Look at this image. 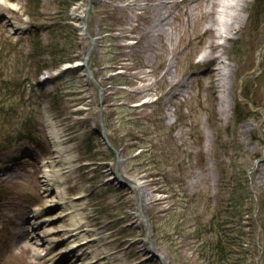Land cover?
<instances>
[{
	"label": "rangeland",
	"instance_id": "obj_1",
	"mask_svg": "<svg viewBox=\"0 0 264 264\" xmlns=\"http://www.w3.org/2000/svg\"><path fill=\"white\" fill-rule=\"evenodd\" d=\"M2 1L0 167L15 158L17 170L0 174V264H44L11 243L15 218L56 194L43 185L56 155L46 115L75 156L63 188L85 203L100 264H264V0H237L227 38L206 15L220 11L213 0ZM208 41L230 73L215 94L217 56L200 62ZM102 121L107 139L95 132ZM116 169L136 187L111 179ZM52 208L33 233L69 222ZM28 221L30 236L40 219ZM52 239L60 259L66 237Z\"/></svg>",
	"mask_w": 264,
	"mask_h": 264
},
{
	"label": "bare ground",
	"instance_id": "obj_2",
	"mask_svg": "<svg viewBox=\"0 0 264 264\" xmlns=\"http://www.w3.org/2000/svg\"><path fill=\"white\" fill-rule=\"evenodd\" d=\"M213 6H217L220 8V11H216L215 14H217L216 17H214V12L212 10L206 11V15H208L211 18V23L212 25H220V21L222 22L223 19L230 18L231 17V9H233L235 6L238 7L240 4L237 2V0H213L212 2ZM0 6L8 7L6 3H4L2 0H0ZM213 15V17H212ZM208 27L211 28L210 25ZM226 28H229L227 26ZM228 31V30H227ZM220 37L223 36L222 33L219 34ZM215 44L212 43V41H208L205 49L203 50L202 58H201V63H209L214 56L216 57V60H219L222 58L223 54H219L218 51H214ZM221 46V43L217 44V47ZM216 47V48H217ZM263 49V48H262ZM262 49L260 52L262 53ZM213 61V60H212ZM218 62L214 63V66L210 67L207 69V77H208V87L210 90H212V93L215 94V91H217L218 83H219V75H220V67H217ZM222 63V61H221ZM216 65V66H215ZM198 79V78H197ZM200 81H205V79H200ZM225 86V85H221ZM256 101L258 102L259 105H264V96L257 98ZM48 123H49V128H50V139L51 142L53 143V147L55 149L56 155L53 157L52 161H45L43 162V167H44V192H49L50 190H56V194L53 195L50 199L47 200L48 203V209L52 208L55 206V209L59 207V210L55 212L54 219H59V220H68V223H63L61 222L59 225L61 233L64 234L66 237L67 242V249L65 250L66 252H62V257L57 260L54 259V257L49 256L51 254V247L54 244V240L52 239L55 238L59 234V230L57 232L55 231H47V235L45 236L46 238L42 237V239H39V235H32L31 238V243L25 245V249L27 251H33L34 256L37 258H45L47 262L53 263V264H61L63 263V259H65V263H67L68 260H70V256H73L74 262H79L77 264H100V260L102 257L103 252H101V249H97L95 247V240L96 237H94L93 233L89 234V229H84V220H86L84 216V210L86 208L85 203L81 204H74L72 200L68 201L67 198V192L63 188V183H64V177L62 171V166L63 170L66 171H72L75 167L72 163L73 158L75 157L74 155H64L65 152L69 151L71 149V146H66L63 147V138H62V132L58 127L55 125L54 121L51 118H48ZM264 132V130H263ZM259 153L255 152L254 155H257ZM58 166V167H57ZM261 171L259 169L257 172ZM264 175V173H263ZM68 176V174H67ZM111 179H115V181L118 184L119 180L124 181L125 178L119 173V171L116 169V171L112 174ZM110 180H108L109 182ZM122 185V184H121ZM82 193H77L74 196L73 200H78L82 198ZM38 209H34V218H39L41 212L37 211ZM44 211V210H43ZM68 218V219H66ZM46 218L42 221V225L45 222ZM34 229H36L37 223L33 221ZM42 226L38 227L41 228ZM19 234H23V231H19ZM49 236V237H48ZM40 240H44L45 244H49V250L46 255H43L41 250H39V243ZM109 255H106L105 257H108ZM67 260V261H66Z\"/></svg>",
	"mask_w": 264,
	"mask_h": 264
},
{
	"label": "trees",
	"instance_id": "obj_3",
	"mask_svg": "<svg viewBox=\"0 0 264 264\" xmlns=\"http://www.w3.org/2000/svg\"><path fill=\"white\" fill-rule=\"evenodd\" d=\"M75 1V0H74Z\"/></svg>",
	"mask_w": 264,
	"mask_h": 264
}]
</instances>
